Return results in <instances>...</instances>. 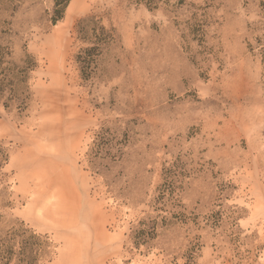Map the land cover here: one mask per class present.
<instances>
[{
  "label": "rangeland",
  "instance_id": "rangeland-1",
  "mask_svg": "<svg viewBox=\"0 0 264 264\" xmlns=\"http://www.w3.org/2000/svg\"><path fill=\"white\" fill-rule=\"evenodd\" d=\"M0 0V264H264V0Z\"/></svg>",
  "mask_w": 264,
  "mask_h": 264
},
{
  "label": "trees",
  "instance_id": "trees-1",
  "mask_svg": "<svg viewBox=\"0 0 264 264\" xmlns=\"http://www.w3.org/2000/svg\"><path fill=\"white\" fill-rule=\"evenodd\" d=\"M68 1L69 0H55V3H54L55 15H54V18H53L54 21H56V20H58L59 18L62 17L64 8L66 7Z\"/></svg>",
  "mask_w": 264,
  "mask_h": 264
}]
</instances>
